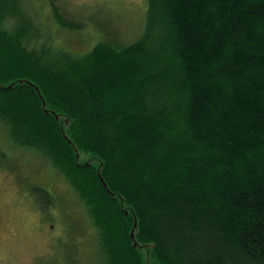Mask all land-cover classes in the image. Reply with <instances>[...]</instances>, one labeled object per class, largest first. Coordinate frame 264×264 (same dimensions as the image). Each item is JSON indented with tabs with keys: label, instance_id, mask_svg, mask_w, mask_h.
<instances>
[{
	"label": "trees",
	"instance_id": "trees-1",
	"mask_svg": "<svg viewBox=\"0 0 264 264\" xmlns=\"http://www.w3.org/2000/svg\"><path fill=\"white\" fill-rule=\"evenodd\" d=\"M84 19L0 0V159L63 186L26 180L78 235L53 263L264 264V0H147L132 34L52 42Z\"/></svg>",
	"mask_w": 264,
	"mask_h": 264
},
{
	"label": "rangeland",
	"instance_id": "rangeland-1",
	"mask_svg": "<svg viewBox=\"0 0 264 264\" xmlns=\"http://www.w3.org/2000/svg\"><path fill=\"white\" fill-rule=\"evenodd\" d=\"M64 1L68 11L85 16L84 20L88 22V27L83 29L81 35L53 33V43L72 51L87 48L90 41L86 38L94 39L93 42L106 40L117 32L128 31L131 27L136 28L135 21H140L147 10V0ZM36 46L32 42L29 50L37 48ZM2 145L3 142L0 140V152L3 150ZM6 152L13 159L9 158V155L0 159V264H54L53 260L64 252L60 246L64 243L69 245V250L75 247L79 250L80 242L78 235H73L71 222L63 216L66 223L64 227L63 220L57 214L51 221L46 220V215L41 209L44 206L43 198L35 192H31L32 194L29 192L33 186L30 187L26 180L38 179L44 182L43 179L48 176L47 181L51 183V189L56 193L60 192L63 186L48 175L43 163L34 159L32 162V158L26 157V153L19 154V151L10 149ZM81 159L89 160V156H82ZM69 211L74 216V211ZM62 231L66 236L64 240ZM82 234L81 230L79 236ZM85 243L87 244V241ZM76 261L81 262L80 255Z\"/></svg>",
	"mask_w": 264,
	"mask_h": 264
},
{
	"label": "water",
	"instance_id": "water-1",
	"mask_svg": "<svg viewBox=\"0 0 264 264\" xmlns=\"http://www.w3.org/2000/svg\"><path fill=\"white\" fill-rule=\"evenodd\" d=\"M102 181V180H101ZM103 186H106V184L105 183H103ZM134 226H136V221H135V223H134ZM131 238L133 239V231H132V233H131ZM137 245V243H134V246H136Z\"/></svg>",
	"mask_w": 264,
	"mask_h": 264
}]
</instances>
